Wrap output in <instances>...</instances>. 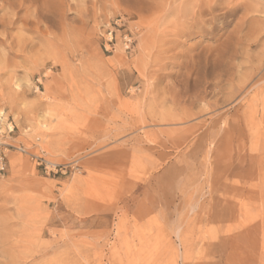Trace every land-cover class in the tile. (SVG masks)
I'll return each mask as SVG.
<instances>
[{
	"label": "rangeland",
	"instance_id": "obj_1",
	"mask_svg": "<svg viewBox=\"0 0 264 264\" xmlns=\"http://www.w3.org/2000/svg\"><path fill=\"white\" fill-rule=\"evenodd\" d=\"M1 164L0 264H264V0H0Z\"/></svg>",
	"mask_w": 264,
	"mask_h": 264
},
{
	"label": "built area",
	"instance_id": "obj_2",
	"mask_svg": "<svg viewBox=\"0 0 264 264\" xmlns=\"http://www.w3.org/2000/svg\"><path fill=\"white\" fill-rule=\"evenodd\" d=\"M0 169L3 170V165L2 164L0 165Z\"/></svg>",
	"mask_w": 264,
	"mask_h": 264
},
{
	"label": "bare ground",
	"instance_id": "obj_3",
	"mask_svg": "<svg viewBox=\"0 0 264 264\" xmlns=\"http://www.w3.org/2000/svg\"><path fill=\"white\" fill-rule=\"evenodd\" d=\"M29 21V20H28Z\"/></svg>",
	"mask_w": 264,
	"mask_h": 264
}]
</instances>
